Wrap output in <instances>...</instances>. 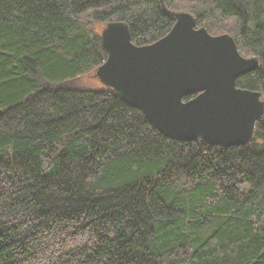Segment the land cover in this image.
Returning a JSON list of instances; mask_svg holds the SVG:
<instances>
[{"label":"trees","instance_id":"16d2710c","mask_svg":"<svg viewBox=\"0 0 264 264\" xmlns=\"http://www.w3.org/2000/svg\"><path fill=\"white\" fill-rule=\"evenodd\" d=\"M228 34L258 68L264 0H0V264H264V117L245 145L158 130L110 87L101 28L137 46L175 15Z\"/></svg>","mask_w":264,"mask_h":264},{"label":"water","instance_id":"95a60500","mask_svg":"<svg viewBox=\"0 0 264 264\" xmlns=\"http://www.w3.org/2000/svg\"><path fill=\"white\" fill-rule=\"evenodd\" d=\"M101 39L107 57L94 75L167 137L222 147L251 141L264 100L238 88L236 80L259 63L241 56L231 36L210 35L179 13L153 43L132 44L126 26L115 22L104 26Z\"/></svg>","mask_w":264,"mask_h":264},{"label":"rangeland","instance_id":"374dc122","mask_svg":"<svg viewBox=\"0 0 264 264\" xmlns=\"http://www.w3.org/2000/svg\"><path fill=\"white\" fill-rule=\"evenodd\" d=\"M94 28H104V25H94ZM101 33V32H100ZM95 71L90 72L88 75H84L81 76L77 79V81L75 82V86L77 88H81V89H88V90H93V91H99V90H103L104 88H106L107 86H105L95 75H94ZM264 117V116H263Z\"/></svg>","mask_w":264,"mask_h":264},{"label":"bare ground","instance_id":"6f19581e","mask_svg":"<svg viewBox=\"0 0 264 264\" xmlns=\"http://www.w3.org/2000/svg\"><path fill=\"white\" fill-rule=\"evenodd\" d=\"M263 116H264V112H263V114H262V117H261V119L263 118ZM261 119H260V120H261ZM260 120H259V121H260Z\"/></svg>","mask_w":264,"mask_h":264}]
</instances>
